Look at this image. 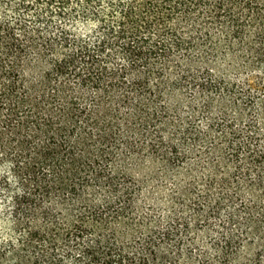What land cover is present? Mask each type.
<instances>
[{"label": "trees", "instance_id": "trees-1", "mask_svg": "<svg viewBox=\"0 0 264 264\" xmlns=\"http://www.w3.org/2000/svg\"><path fill=\"white\" fill-rule=\"evenodd\" d=\"M79 18L90 24L86 32L75 29ZM263 42L264 0H0V114L6 106L14 135L9 142L0 134V148L15 159L20 180L10 196L19 237L0 244V264H233L232 230L216 242L217 259L195 253L188 228L198 212L187 220L174 208L158 224H131L136 202L118 178L126 176L135 187L137 180L128 167L110 162L99 142L117 132L123 102L128 143L133 123L151 120L148 111L174 114L173 129L183 127L192 137L198 133L190 119L198 107L208 121L220 115L223 125H212L225 137L224 147L212 153L223 152L234 175L225 181L236 179L232 193L250 198L245 210L257 224L252 217L264 215L263 79L251 86L245 108L228 99L216 104L211 94L223 78L218 61L260 54ZM187 84L196 88L188 113L182 110ZM23 111L37 125L23 130ZM181 151L170 145L172 156ZM90 173L95 185H79ZM0 187L9 190L8 176ZM87 189L106 194L88 199ZM65 192L72 194L67 210L51 196Z\"/></svg>", "mask_w": 264, "mask_h": 264}, {"label": "rangeland", "instance_id": "rangeland-1", "mask_svg": "<svg viewBox=\"0 0 264 264\" xmlns=\"http://www.w3.org/2000/svg\"><path fill=\"white\" fill-rule=\"evenodd\" d=\"M74 22H76L75 29L79 31L86 32L90 26L83 18ZM229 61H218L217 65L223 73V78L218 79L212 87L211 96L216 104H222L228 99L232 103H238L237 106L242 108L244 103L251 99L250 95L254 93L252 87L260 81V77L264 84V50L260 54L237 53ZM33 77L32 73L27 74L26 78L29 83L35 80ZM155 79L153 77V81ZM195 90L194 86L184 85L182 92L185 101L182 110L186 113L189 111L186 104L195 96ZM118 108L117 117L119 119L114 124L117 132L106 141H100L99 150L110 152L109 161L122 167L123 165L128 167V175L137 180L135 187L126 176L118 178L121 184L125 185L124 189L128 194L132 193L131 197L136 202V209L128 218L129 222L131 221V224L145 222L158 224L165 221L174 208L183 210L187 220H191L193 214L198 212L201 214L200 219L192 222L188 228L191 240L196 242L195 253H199V256L204 255L208 259H217L216 242L226 231L232 230L237 236L235 247L231 250L235 252L236 261L233 264H264V215L252 217L258 219L257 224L249 222V210L246 212L245 208L250 198L234 197L232 191L238 187L236 179H230L229 183L225 181L228 176H234L233 169L225 165L223 152L212 153L214 148H221L223 151L224 147L222 144L225 137L219 134L212 125L213 122L219 127L223 125L220 115L215 113L214 119L208 121L210 115L198 107V112L192 114L190 119L191 130L198 133L192 137L182 134L183 127L178 130L173 129L172 120L179 119L174 114L166 116L159 113L158 109L148 111L151 120L145 125L134 122V134L130 135L128 143L124 126V119L129 114L128 106L123 102ZM233 110V108L228 110V116ZM249 110L250 108L246 112L251 111L253 114V111ZM23 112L26 113L22 118L24 120L23 130L28 124L37 125L36 121L29 119L28 112ZM7 116V107L3 106L0 114V134L4 140L11 142L14 135L8 127ZM136 121L140 122V120ZM183 121L180 122L182 126H184ZM260 123L264 127V122L260 121ZM190 139L197 140L191 141ZM171 144H177L182 154L172 156L169 153ZM28 148L34 150V144L29 145ZM119 155L121 156L118 157ZM14 162L15 159L5 158L3 149L0 148V178L8 176L11 184L9 190L0 187V244L12 237L16 242L19 237L18 232L12 229L10 218V196L16 190V181L20 182L14 173ZM37 176L41 177V174ZM20 177L24 181L29 180L25 174L21 173ZM78 183L92 188L95 185L93 174L84 176ZM129 183L130 186L126 187ZM102 190L104 189L99 191L87 189L83 190L82 194L88 199L95 195L103 197L106 191ZM180 192L183 194L182 197H180ZM51 196L57 197L58 203L65 204L61 207L63 210L69 208L72 194L65 192L59 196ZM78 209L79 207L74 212Z\"/></svg>", "mask_w": 264, "mask_h": 264}]
</instances>
